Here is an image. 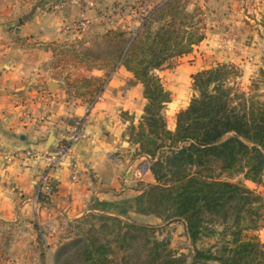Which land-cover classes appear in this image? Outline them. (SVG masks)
<instances>
[{"label": "crops", "instance_id": "crops-1", "mask_svg": "<svg viewBox=\"0 0 264 264\" xmlns=\"http://www.w3.org/2000/svg\"><path fill=\"white\" fill-rule=\"evenodd\" d=\"M85 1L0 0V143L6 150L48 151L84 115L85 101L70 99L61 84L48 79L45 68L53 55L45 47L111 30L134 36L143 18L168 0H93V7ZM205 1L186 0V10L193 13ZM207 1L211 6L204 13L209 25L203 41L178 59L176 69L155 73L171 93L167 106L186 108L188 103L180 102L182 82L187 78L190 86L191 76L210 69L219 57L223 64L243 69L241 80L247 87L264 71V0ZM82 17L86 29L75 30L73 23ZM50 83L56 85L54 91ZM145 104L141 85L123 67L117 68L88 116V139L73 146L62 161L53 174L54 193L44 202L35 198L43 162H0V264H54L57 250L50 248L49 238L55 236L58 221L68 225L91 215L121 218L99 208L132 201L143 185L154 184L147 159L134 155L138 146L133 139ZM258 237L264 244V225Z\"/></svg>", "mask_w": 264, "mask_h": 264}, {"label": "trees", "instance_id": "trees-1", "mask_svg": "<svg viewBox=\"0 0 264 264\" xmlns=\"http://www.w3.org/2000/svg\"><path fill=\"white\" fill-rule=\"evenodd\" d=\"M179 1L168 0L150 18L144 17L142 30L130 40L126 39L129 33L121 30L103 36L108 52L115 55L112 71L123 67L130 73L141 85L146 102L133 141L138 146L137 155L150 162L154 184L127 203H133L137 215L181 220L193 247L192 264H264V244L258 237L263 227L262 198L244 183L221 180L222 176L236 175L245 183L262 185L264 71H259L248 92L227 86L226 65L191 76L194 96L176 114L170 130L164 111L171 93L155 73L169 60L190 54L204 39V35L192 32L193 17L185 14L187 2ZM56 46L51 44L46 50ZM106 84L97 94H102ZM106 207L99 209L104 212ZM114 212L119 217L126 215ZM100 219L115 224L118 232L124 231L122 250L129 247L126 238L137 241L132 233H153V228L121 218L103 215ZM216 224L222 228L218 233L224 240L222 245L214 252L196 248L203 237L215 233L211 226ZM148 243L152 245L150 264H186L172 255L165 242ZM69 248L78 250L77 258L84 264H127L124 257L117 262L114 252L96 239L78 240Z\"/></svg>", "mask_w": 264, "mask_h": 264}, {"label": "rangeland", "instance_id": "rangeland-1", "mask_svg": "<svg viewBox=\"0 0 264 264\" xmlns=\"http://www.w3.org/2000/svg\"><path fill=\"white\" fill-rule=\"evenodd\" d=\"M185 1L186 0H180L179 2L182 4ZM209 6H211V4H208V1L206 0L202 5V8L197 7L198 9L195 12L189 13L187 10L185 11V14L193 17L192 24L194 25V29L192 32L198 35H204V37L205 31L207 30L206 27L209 25L208 19H206L204 13L209 12ZM158 26L159 23L154 24L153 29ZM103 36L104 35L91 33L84 36L80 42L68 45L58 44L56 47H51L53 59L51 62L47 63V67L45 68V70L49 71L48 79L61 84L65 91H67V96L70 99H81L85 101V103L91 101L98 93L99 88L103 86L105 82H108L113 73H115V71H112L115 55L110 54V50L108 52V44ZM131 38L134 37L129 35L126 37L127 40H130ZM48 47L49 46L45 48ZM222 58L219 57L217 61H214L212 63L213 66L210 69L226 65L227 71L229 72V77L226 82L227 86L237 91L248 92L251 87V83L250 86L247 87L245 80H241L243 69L235 64H223ZM177 66L178 59L175 58L169 60L162 70L171 72L176 69ZM96 71H102L104 73L103 77H96ZM255 78L256 77H254L250 82L255 80ZM187 82L186 78L185 83L182 82L183 87L180 89L182 92L180 94V102L182 103H189L194 96V93L191 90V82L190 86ZM164 83L167 84V82ZM44 92H47L45 87ZM166 108L167 109L164 111V118L168 124V128L173 130V127L171 126L172 124L175 125V116L180 109H178L174 103ZM128 133L130 134V132ZM137 150L134 154L135 157H138ZM145 162L150 165L148 159ZM221 180H230V182L234 183H244L248 187V182L245 183L242 176L235 175L232 178L222 176ZM148 188L149 186L145 187V185H143L142 193L147 191ZM252 188L253 189L251 190L259 195L263 201L260 215L263 218L264 225V196H261V193L264 194V176L262 178V185H254ZM133 210V203L129 204L127 201L120 202L117 206H115V208H105L104 210V212L109 213H115L114 211H119L121 213L125 212L126 215L122 214L121 216L123 221L134 223L139 226L153 228V233L148 235L132 233L138 238L137 241L131 242L128 240L129 238H126L125 243L127 245L129 244L127 250L119 248L121 246V237L124 231L118 232V228L115 224L112 222L105 223L100 219L101 216L92 217L91 215L86 218H81L76 222H71L68 225H64V223L59 219L60 221H58L59 223L57 225L55 236L53 238H49L50 248H52L54 252L57 250L56 255H53L54 264H84L77 258L78 250L74 252L71 251L73 249H70L69 247L78 240L86 241V239L90 238L106 244L116 255L115 258L117 262L120 263L121 258L124 257L127 264H150L149 260L152 255L150 249L152 245L148 242L155 240L157 242H165L167 249L177 260H183L186 264H192L191 258L193 255V247L188 240L183 222L181 220H166L164 218H154L152 216L150 218H137L134 216L137 214H135ZM211 228H213L215 233L207 237H203L196 244V248L211 249V251L214 252L222 245V241L224 240L218 236V233L222 230L221 226L216 224L211 226Z\"/></svg>", "mask_w": 264, "mask_h": 264}, {"label": "built area", "instance_id": "built-area-1", "mask_svg": "<svg viewBox=\"0 0 264 264\" xmlns=\"http://www.w3.org/2000/svg\"><path fill=\"white\" fill-rule=\"evenodd\" d=\"M86 5L93 7V0H86ZM146 20L148 19L145 16ZM143 18V19H145ZM87 20L83 17L74 22L72 27L75 30L83 31L87 27ZM101 93L97 94L91 101L83 104L84 115L67 128L61 140L55 143L54 147L45 152H35L32 150H15L10 152L6 150L0 143V162L4 164H12L20 162L28 165L29 163H36L37 161L43 162V168L38 172L36 178V199H49L53 193L54 188L52 184L53 174L61 166L62 161L71 153L73 146L88 139L86 134V125L88 116L93 110L95 104L101 98Z\"/></svg>", "mask_w": 264, "mask_h": 264}, {"label": "water", "instance_id": "water-1", "mask_svg": "<svg viewBox=\"0 0 264 264\" xmlns=\"http://www.w3.org/2000/svg\"><path fill=\"white\" fill-rule=\"evenodd\" d=\"M55 86H56V85H55L54 83H50V84H49V88H50V90L52 91L53 88H54ZM52 138H53V136L51 135V137H50V139H49V141H48V147H49L50 144L52 143Z\"/></svg>", "mask_w": 264, "mask_h": 264}]
</instances>
